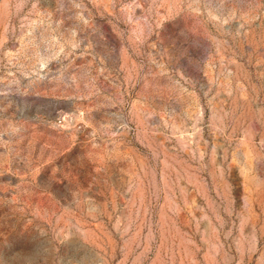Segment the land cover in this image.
<instances>
[{
    "label": "rangeland",
    "instance_id": "1",
    "mask_svg": "<svg viewBox=\"0 0 264 264\" xmlns=\"http://www.w3.org/2000/svg\"><path fill=\"white\" fill-rule=\"evenodd\" d=\"M0 264H264V0H0Z\"/></svg>",
    "mask_w": 264,
    "mask_h": 264
},
{
    "label": "built area",
    "instance_id": "2",
    "mask_svg": "<svg viewBox=\"0 0 264 264\" xmlns=\"http://www.w3.org/2000/svg\"><path fill=\"white\" fill-rule=\"evenodd\" d=\"M74 116L72 114H63L58 117L59 123L70 124L73 123Z\"/></svg>",
    "mask_w": 264,
    "mask_h": 264
}]
</instances>
